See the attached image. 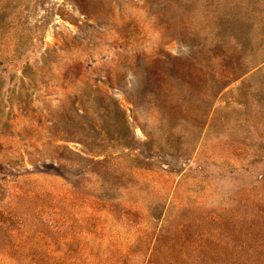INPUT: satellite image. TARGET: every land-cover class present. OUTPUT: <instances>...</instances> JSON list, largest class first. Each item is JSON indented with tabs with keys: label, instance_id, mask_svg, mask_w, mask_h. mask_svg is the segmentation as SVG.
<instances>
[{
	"label": "rangeland",
	"instance_id": "rangeland-1",
	"mask_svg": "<svg viewBox=\"0 0 264 264\" xmlns=\"http://www.w3.org/2000/svg\"><path fill=\"white\" fill-rule=\"evenodd\" d=\"M0 264H264V0H0Z\"/></svg>",
	"mask_w": 264,
	"mask_h": 264
}]
</instances>
